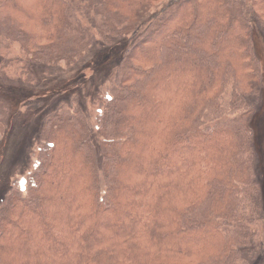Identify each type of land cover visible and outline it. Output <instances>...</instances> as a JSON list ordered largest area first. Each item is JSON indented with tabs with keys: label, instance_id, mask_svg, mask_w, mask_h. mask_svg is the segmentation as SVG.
<instances>
[{
	"label": "trees",
	"instance_id": "16d2710c",
	"mask_svg": "<svg viewBox=\"0 0 264 264\" xmlns=\"http://www.w3.org/2000/svg\"><path fill=\"white\" fill-rule=\"evenodd\" d=\"M256 28L264 0H0V63L24 86L127 41L95 135L50 81L25 186L0 201V264H264Z\"/></svg>",
	"mask_w": 264,
	"mask_h": 264
},
{
	"label": "rangeland",
	"instance_id": "374dc122",
	"mask_svg": "<svg viewBox=\"0 0 264 264\" xmlns=\"http://www.w3.org/2000/svg\"><path fill=\"white\" fill-rule=\"evenodd\" d=\"M253 38L256 41V51L258 53L256 55L263 64L264 83V41L260 29H254ZM126 42L123 40L122 43H116L107 48L95 47L90 56L91 62L87 67H80L82 72H79L78 75L76 73L77 65L72 66L70 70L64 66L59 67L56 72L60 76L54 75L52 72L43 73L41 65H34L37 75V82H35L36 84L33 83L37 90V93H34L36 98L30 97L33 92L32 83L24 86L13 79L19 74H23L25 78L29 77L27 73H23L22 64L14 61L15 56H11V62L13 63L11 65L7 64L6 60L0 63V71L4 69L5 75L13 77L12 81H15H7L0 76V105L10 117H13L11 119L0 117V201L7 190L9 191L12 187L23 189L25 186V177L36 158V142L42 118L45 111H50L53 107V105L46 106L48 92L56 87V85H50V81L65 85V93H63L62 98L66 97V94H76L81 97L82 101L85 102V116L89 130L95 135L99 106L95 103L94 97L102 96L105 93L104 86H106L108 78H111L114 74L113 70L123 54V46H126ZM16 51L17 49L14 48V53ZM111 53H113L112 59L105 61L104 57ZM50 73L53 74L52 77L54 78L49 77ZM33 104L38 107L29 108ZM257 110V114L259 112L264 114V90ZM254 120V169L257 181L262 186L264 199V127L261 126V117L256 115Z\"/></svg>",
	"mask_w": 264,
	"mask_h": 264
}]
</instances>
